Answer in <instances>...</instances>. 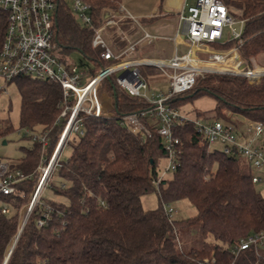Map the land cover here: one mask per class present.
I'll return each mask as SVG.
<instances>
[{"label": "trees", "instance_id": "obj_1", "mask_svg": "<svg viewBox=\"0 0 264 264\" xmlns=\"http://www.w3.org/2000/svg\"><path fill=\"white\" fill-rule=\"evenodd\" d=\"M84 1L91 5L96 27L106 23L108 14L115 13L123 2ZM222 1L231 15L245 20L243 43L231 41L214 48L238 46L247 60L264 55V0ZM6 29L7 13L0 9V49ZM93 33L92 28L77 21L68 0H60L57 42L61 53L80 51L96 61L91 47ZM251 73L256 79L264 68ZM14 81L21 97V127L50 129L51 154L62 130L55 125L61 86L27 76ZM105 84L116 98L114 116L85 118V135L71 141L72 156L62 161L57 172L61 184L51 180L46 187L61 201H47L41 196L7 264H264V248L259 255L251 248L238 257L230 251L241 239L264 232V196L253 183L254 169L237 151L225 154L221 148L210 149L194 123L186 121L174 129L181 141L179 165L171 178L159 181L160 161L167 158V151L156 127L149 125L152 136L144 139L142 133L120 121L145 104L121 93L110 80ZM204 96L213 97L217 103L215 120L230 122L225 113L229 111L264 126V77L252 83L244 76L205 74L198 77L192 90L170 103L180 109ZM13 131L9 122L0 121V139ZM41 151L34 145L12 168L33 173ZM37 181V177L22 181L15 194L0 195L10 208L7 214L0 209V264L19 232L20 208ZM152 192L157 194L158 206L146 210L142 197ZM184 199L197 213L186 219L169 217L165 206ZM47 207L53 209V218L48 226L40 227L38 222ZM183 233L193 238L191 248L182 243Z\"/></svg>", "mask_w": 264, "mask_h": 264}, {"label": "built area", "instance_id": "obj_2", "mask_svg": "<svg viewBox=\"0 0 264 264\" xmlns=\"http://www.w3.org/2000/svg\"><path fill=\"white\" fill-rule=\"evenodd\" d=\"M72 1L70 9L77 21L82 26L94 30L91 47L99 66L91 74L72 63L68 55L61 53L57 42V11L60 0H0V9L7 13V29L0 49V76L7 82L27 76L56 83L62 88V99L58 104L60 113L55 122L62 130L51 154L49 153L52 146L51 130L38 132L25 128L26 136L42 149L36 170L26 174L22 170L12 168L19 162H9L0 157V195H13L17 192L20 182L38 178L34 191L29 195L27 213L19 232H22L33 209L41 203L42 193L49 185L52 174L57 173L63 166L61 154L64 148L70 145L71 137L76 135L80 138L85 135V118L114 116L115 113L111 114L107 110L101 94V87L106 80H110L121 93L141 99L145 104V108L123 115L120 121L134 132L142 133L144 139L152 136L149 125L156 127L167 151V172H174L179 165L181 141L174 134V129L178 124L190 121L204 136L210 149L220 142L225 154L237 151L255 170L253 183L264 186V144H257L264 136L262 123H254L249 132L248 142L242 143L234 126L218 120L212 122L192 120L170 103L192 90L198 77L205 74L244 76L252 83L264 77V73L256 79L252 77L250 73L255 69L246 64L238 46L228 50L214 48L215 44L231 41H238L241 45L244 19L231 15L222 0H196L194 5L182 12L181 21L185 27L173 38L175 48L185 46L186 52L176 53L168 60L157 61L133 57L141 41H152L156 38L143 27L142 37L138 41H131L123 31L120 32L121 38L127 41L125 48L120 51L113 49L107 41L105 31L109 26L118 25L124 18L136 21L135 16L123 3H120L115 14L108 17L106 23L96 27L93 23L91 5L84 0ZM225 34L229 36L227 40H224ZM146 64L159 67L167 76L169 80L167 92L147 95L149 84L140 69ZM164 175L165 173L159 176V181ZM0 209L3 214L10 212L9 206L2 200ZM165 209L169 217L175 213L170 204L166 205ZM52 218L53 209L47 207L38 225L48 226ZM251 248L259 255L264 248V232L241 239L230 251L238 257L242 251Z\"/></svg>", "mask_w": 264, "mask_h": 264}, {"label": "rangeland", "instance_id": "obj_3", "mask_svg": "<svg viewBox=\"0 0 264 264\" xmlns=\"http://www.w3.org/2000/svg\"><path fill=\"white\" fill-rule=\"evenodd\" d=\"M128 2L129 0H123V4L127 7V9L135 17L139 19V17L135 13H133L131 8H129ZM187 2L188 4H192V3L194 4L196 0H187ZM68 3H69V6H71L73 1L68 0ZM228 37L229 36L225 34L224 40H227ZM163 49L170 51V47L168 44H160L158 45L157 50L153 52L152 56H159V54H161V51ZM68 58L72 63L76 64L77 66H80L82 69H84L89 74H91V71H94L97 68L95 62L89 60L80 51H73L69 53ZM242 58L244 59L246 64L250 66V68H253V69L264 68V55H259L258 57L251 58L249 60L245 59L243 56ZM151 75L153 76V73ZM167 79L165 78V76H162V79H161L163 82L162 87H152L151 85H152L153 79L151 80L150 78H147V81L149 84V93L154 92L155 94H159L161 90L164 92H167V89H168ZM108 91H109V86L105 84L103 88L101 89V94L107 95ZM213 101H214L213 97L204 96L193 102H188L187 104L192 105L193 107L197 108L199 111H205V109L212 107ZM20 107H21V97H20L16 82L14 80L7 82L3 77L0 76V121L9 122L14 128L13 132L7 134L6 136L0 139V157L9 162H15L18 159L24 158L27 154V151L33 148L34 146V142L32 141V139L26 136V132H27L26 129L22 128L20 125ZM212 112L211 111L204 112V113L200 112L202 117L205 118L202 120L204 122H208L210 121L209 118H215L217 115L215 114V112L213 113V115H211ZM228 112L229 111H225L226 116ZM35 130L38 132L41 131V129H35ZM78 140H79V137L76 135H73L71 137V141H78ZM221 146L222 144L220 142H217L215 145L212 146V148H221ZM72 152H73L72 144L65 147L61 154L62 161L63 162L69 161V159L72 156ZM167 165H168L167 159H162L160 161L159 176L165 173L164 179L165 178L169 179L173 175L172 172L166 171ZM260 172L261 171H259V173ZM51 180H53L57 185L61 184L62 182L61 179L57 176L56 172L52 174L50 183H51ZM256 189L264 196V186L257 185ZM32 192L28 194L27 202H25L23 206L20 208L21 225L27 213V207L29 204V195ZM42 197L44 200H47V201H61L62 199L49 188L44 189L42 193ZM142 205L146 210H151V209L156 208L158 206L157 194L155 192H152L142 197ZM170 205L175 210V213H173L172 215L174 219H186L191 216H194L197 213L196 208L192 205V203L189 200H186V199L172 203ZM181 241L185 245L186 248H191L194 245L193 238L187 233L186 234L183 233V235L181 236Z\"/></svg>", "mask_w": 264, "mask_h": 264}, {"label": "crops", "instance_id": "obj_4", "mask_svg": "<svg viewBox=\"0 0 264 264\" xmlns=\"http://www.w3.org/2000/svg\"><path fill=\"white\" fill-rule=\"evenodd\" d=\"M194 4H188L187 0H164L163 2L161 0H129V8H131L133 13H135L139 17V19L135 17L136 21H133L130 18H124L120 20L118 25L109 26L107 28V30L105 31V37L113 49H115L116 51H120L127 45V41L121 38L120 32L123 31L129 38V40L138 41L142 37L143 33L141 27H143L147 29L151 34H153L156 38H154V40L152 41H141L137 45L133 57L138 59H150L157 61L171 59L176 53L183 54L187 50L185 46H179L176 49L173 38L179 31H182L185 27L184 22L181 21L182 12L184 11V9ZM115 13L108 14V17ZM160 44H168L170 47V51L163 49L159 56H152L153 52L157 50L158 45ZM88 59L94 61L93 59ZM94 62L98 68V63L96 61ZM97 68L94 71H96ZM140 69L143 77L146 80L147 78H150L151 80L153 79L151 85L152 87H162L163 82L161 79L162 76L165 75L159 67L151 64H146L141 66ZM152 73L153 76L151 75ZM165 78L167 79V76H165ZM103 86L104 85H102L101 89L103 88ZM161 92L164 91L161 90ZM146 93L148 96L157 95L154 92L149 93V89ZM102 96L105 100L107 110L111 114L112 112L115 113V110L117 109L115 96H112L110 91H108L107 95L102 94ZM216 104L217 103L214 99L212 107L205 109V111H199L197 108L188 104L182 106L179 110L192 120L203 121L202 119L205 118L202 117V115H199L198 112H212L215 109ZM211 115H213V112L211 113ZM227 117L230 119V122L224 123L235 127L237 134L240 136V142H248V139L250 138L249 132L254 122L242 115L232 114L231 112L227 113ZM209 120L210 121L208 122H212L215 119L209 118ZM257 144H264V136L260 141L257 142ZM17 162L20 163L21 161L18 159Z\"/></svg>", "mask_w": 264, "mask_h": 264}, {"label": "water", "instance_id": "obj_5", "mask_svg": "<svg viewBox=\"0 0 264 264\" xmlns=\"http://www.w3.org/2000/svg\"><path fill=\"white\" fill-rule=\"evenodd\" d=\"M4 143H6V142H4ZM21 233H22V232L20 231L19 234L17 235L16 241H15V243H13V245L11 246V248H10V250H9V252H8V255H7V257H6V259H5V261H4L3 264H7V263H8V261H9L11 255H12V253H13L14 247H15V245H16V243H17V241H18V239H19V237H20V235H21Z\"/></svg>", "mask_w": 264, "mask_h": 264}, {"label": "bare ground", "instance_id": "obj_6", "mask_svg": "<svg viewBox=\"0 0 264 264\" xmlns=\"http://www.w3.org/2000/svg\"><path fill=\"white\" fill-rule=\"evenodd\" d=\"M251 75H255V74H253V73H250ZM260 75V74H259Z\"/></svg>", "mask_w": 264, "mask_h": 264}]
</instances>
